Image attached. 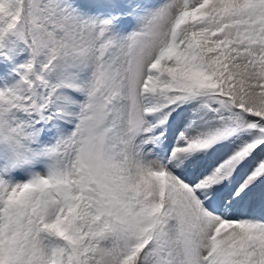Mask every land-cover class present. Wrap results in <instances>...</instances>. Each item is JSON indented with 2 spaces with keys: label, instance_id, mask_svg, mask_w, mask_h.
Here are the masks:
<instances>
[{
  "label": "snow or ice",
  "instance_id": "1",
  "mask_svg": "<svg viewBox=\"0 0 264 264\" xmlns=\"http://www.w3.org/2000/svg\"><path fill=\"white\" fill-rule=\"evenodd\" d=\"M0 264H264V0H0Z\"/></svg>",
  "mask_w": 264,
  "mask_h": 264
}]
</instances>
